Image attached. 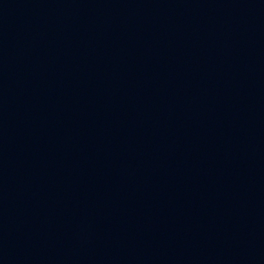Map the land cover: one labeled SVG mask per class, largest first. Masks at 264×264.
I'll return each instance as SVG.
<instances>
[{
    "label": "water",
    "instance_id": "95a60500",
    "mask_svg": "<svg viewBox=\"0 0 264 264\" xmlns=\"http://www.w3.org/2000/svg\"><path fill=\"white\" fill-rule=\"evenodd\" d=\"M0 264H264V0H0Z\"/></svg>",
    "mask_w": 264,
    "mask_h": 264
}]
</instances>
